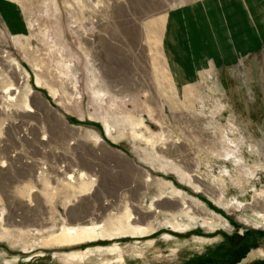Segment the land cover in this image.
Segmentation results:
<instances>
[{"label":"rangeland","instance_id":"rangeland-1","mask_svg":"<svg viewBox=\"0 0 264 264\" xmlns=\"http://www.w3.org/2000/svg\"><path fill=\"white\" fill-rule=\"evenodd\" d=\"M201 1L53 0L50 15L45 0H0V224L18 234L31 231L28 223L59 227L71 208L92 209L96 193L126 197L116 215L128 197L137 195L144 210L159 199L157 217L143 223L152 233L28 251L21 238L0 234V264H100L66 255L116 242L126 264H264V225L247 224L233 206L264 199V0H210L212 23ZM91 87L101 89L100 100ZM129 115L143 119L152 138L135 136ZM82 170L95 187L76 188L66 197L78 201L66 208L60 183ZM196 175L207 190L190 182ZM46 178L57 186L53 202ZM177 190L204 219L172 208ZM174 216L189 223L185 229L164 225ZM166 234L181 241L174 254ZM199 237L212 242L198 247Z\"/></svg>","mask_w":264,"mask_h":264},{"label":"bare ground","instance_id":"bare-ground-1","mask_svg":"<svg viewBox=\"0 0 264 264\" xmlns=\"http://www.w3.org/2000/svg\"><path fill=\"white\" fill-rule=\"evenodd\" d=\"M45 1H46L45 2L46 4L44 3L45 4L44 8L46 10L45 13L48 12V13H50V15H52V14L55 15L53 0H45ZM207 2H208V0H202L201 1V6L204 7V9L206 10V11H202L205 17H206V14L208 16V13H209L207 5H206ZM151 22H153V20ZM153 29H156V28H153ZM210 30H211V28L209 29V31ZM208 34H210V33H208ZM210 38L212 41L213 38L212 37H210ZM89 58H90V56H89ZM10 61L13 63V65H15L16 69H20V63L17 62L16 59L15 60L11 59ZM88 65L90 67L91 66L94 67L93 64L91 63V60L88 61ZM27 75H28V73H27ZM42 81H43V79L41 77H37V83L39 85L44 83L45 87L48 89L50 94L52 96H54L55 98H59V94H58L55 86L49 81H46V80H44V82H42ZM96 81H98L97 76L94 75V81L91 82L92 85L91 84L90 85L93 86V84L96 83ZM96 84H94V85H96ZM11 85H13V84H11ZM8 90L11 92V90H14V88L12 89V87H11ZM91 90H92L91 91L92 96H95L98 100H100L99 97L102 93L101 89L99 87H93V88L91 87ZM32 92H33V89L28 84V87L26 89V95L24 97V105L29 107V108L31 107L29 104V95ZM103 95H101V96H103ZM95 97L92 100L96 99ZM97 99H96V101H97ZM60 101H61V99H60ZM60 101L58 103H60ZM102 101H103V99L101 98L100 103H102ZM61 103H62V101H61ZM147 107L149 110H152V107L150 105H147ZM29 111L32 112L34 110L29 109ZM91 116H93V113L91 114ZM129 117L131 118L130 124L132 126V131H133V134L135 136L141 137V138H147V139L152 138L154 133L151 131L149 126H147L145 124V121L143 119L135 118L133 115H131V116L129 115ZM63 123H64V121H63ZM105 128L107 131V135L115 138V136L113 134L112 125H110L108 122H105ZM90 136L94 138V141L96 143H103L104 144V142H103L104 140L101 138V136L97 132L91 131ZM78 172H79V174L67 173L66 174L67 177H65L66 181L63 180L62 185L60 183V186L62 187L61 189H63L62 194H64L63 195V197L65 198L64 206L66 208L68 206H70L72 202L78 201L77 200L78 198L69 199L66 197L68 194L75 193L76 188H77V192L78 191L79 192H86V191H91L95 187V180L96 179L94 178L93 174H89L85 170H82L81 172L78 171ZM152 179H153L152 176L148 175L145 182L149 183L148 181H152ZM190 182L194 183V184L197 183L198 184L197 186L199 189L202 188V186H206L205 189L208 187L206 185L205 180H203L202 177L199 175H196L195 178L190 176ZM77 183L79 184L78 187L75 185ZM44 184H46L45 188H47V190H46L47 191L46 194L48 197L47 201L53 202L55 194H56L57 186L53 185V187H52L51 181L47 178H46V181L44 182ZM50 190H52V193H50ZM213 193L214 194L216 193L215 195L217 196L219 201L225 200L224 197L221 194H219L218 192L213 190ZM176 194L177 195L174 196L173 198H175V197L179 198L181 200V203L179 200L176 203L179 206H177V207L175 206L172 208L181 207L182 211H184V214L186 216L190 217L192 214L191 219L194 221L197 218H203V219L205 218L204 216H201L200 213H195L193 211V209H195L196 206H194V204L191 202V198L189 195H187L182 190H179L178 192H176ZM133 195H136V192H133ZM122 198L124 199L126 197L122 196L118 199L116 197L115 198H109L107 195L106 196L104 195L103 200H102V199H100L99 194L96 193L93 197V206H91L92 209H86V207L85 208L84 207L71 208V210L68 214L69 221L64 220V222H62L61 226H59V227L54 226L51 229L42 230L40 228L39 229H37L36 227L34 228L33 224L28 223L27 225L30 228H32L31 231H30V229H28L27 232H23L21 234H18V233L14 232L8 228H5L2 224H0L1 227L3 228V230L0 229V234L5 235V236H3V238L6 237L7 240H9L11 238H21L22 241H20V242L18 241L17 243L23 244L25 247L30 245V247L28 249L26 248V250H25V251H28V250L33 249V248L38 247V246L39 247H41V246L42 247L43 246H48V247L53 246L54 247V246H63V245L73 246V245H80V244H83L86 242H94V241L101 240V239L112 240V239H115L118 237H125V236L127 237V235H131V237L132 236H137V237L139 236L140 237V236L152 233V231H153L152 226H150L148 223H146L147 225H143V223L148 222L149 220L155 219L157 217L156 212H158V209H157V206H156L157 204L155 203V201H157L159 199L152 200V202L149 205L150 207L147 210H144L140 206L139 198L137 195L135 197H133L132 200L129 199V197H128L127 203L125 204V208H126L125 212H123L121 215H116V213H113L114 211L112 209L119 208V206L122 202ZM253 198L255 200V202L253 204H251L249 202L248 203H245V202L239 203L238 202V203H234L233 206L243 212V215L241 216L243 221H245L247 224L253 223L256 226L261 227L262 225H264V199L262 200L258 196H254ZM112 203H114V204H112ZM158 206L165 207V205L164 206L158 205ZM81 208H83V209H81ZM110 210H112L111 212H109L110 215L105 213V211H110ZM152 211H155V212H152ZM104 215H106V216L108 215L107 218H105ZM176 218H177L176 216L168 218L167 221L164 223V225L170 226V227L172 226L173 228L180 230L179 228L185 229L186 225L189 224L187 222H184L183 221L184 219H183L182 222H184V223H183V225H180L179 222H181V219L178 220ZM210 219L211 218L208 217L205 220V223H212V222H209ZM33 230H37V231H33ZM34 232H36V233H34ZM38 235H43V239H41V242H39V240L36 238V237H38ZM8 237H9V239H8ZM163 237H164V241L166 243L170 244L167 248H169V250L172 251L174 254V251L178 250V248L176 249V247H178V246L175 245V243L181 242V241L179 239L173 238L171 236V234L163 235ZM195 240L197 241L196 245L198 247H203V244L212 242L211 240H206L204 238L200 239V237L198 239H195ZM215 240H219V239H215ZM10 241L13 242V244H14L13 240H10ZM186 243L191 244V242H186ZM133 244L136 248L137 254L141 255L144 248L142 247V249H141L140 246H138V244L141 245L143 243L135 242ZM122 246L123 245L120 242H116L114 244H109L107 246H96V247L93 246V247H89V248L82 250V251H73V252L66 255V259L71 260L73 262L74 261H81V262L88 261V262H94V263H100V264H112L113 262H117V264H126L125 256L127 254H126V252H124V249ZM143 256H145V255H143ZM137 259H140L139 256ZM141 259H142V257H141Z\"/></svg>","mask_w":264,"mask_h":264},{"label":"crops","instance_id":"crops-1","mask_svg":"<svg viewBox=\"0 0 264 264\" xmlns=\"http://www.w3.org/2000/svg\"><path fill=\"white\" fill-rule=\"evenodd\" d=\"M206 5H207L208 11H209L207 18H208L209 22L212 23L211 15H212V13H214V7H213V5L211 4V1H210V0H208V2L206 3ZM204 11H206V10L204 9ZM206 15H207V14H206ZM213 27H214V26H213ZM210 28H211V27H210ZM211 30H212V29H211ZM211 30H210V31H211ZM210 34H211V33H210ZM213 39H214V38H213ZM212 42L214 43V40H212ZM221 57L224 59L223 56H221Z\"/></svg>","mask_w":264,"mask_h":264},{"label":"flooded vegetation","instance_id":"flooded-vegetation-1","mask_svg":"<svg viewBox=\"0 0 264 264\" xmlns=\"http://www.w3.org/2000/svg\"><path fill=\"white\" fill-rule=\"evenodd\" d=\"M256 263V262H255Z\"/></svg>","mask_w":264,"mask_h":264}]
</instances>
